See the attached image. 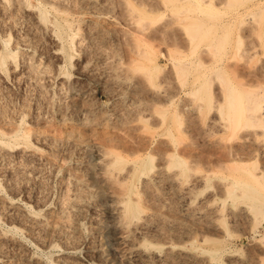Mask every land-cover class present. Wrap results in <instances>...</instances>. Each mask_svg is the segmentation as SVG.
<instances>
[{
    "label": "rangeland",
    "instance_id": "1",
    "mask_svg": "<svg viewBox=\"0 0 264 264\" xmlns=\"http://www.w3.org/2000/svg\"><path fill=\"white\" fill-rule=\"evenodd\" d=\"M212 2L0 0V264H264V0Z\"/></svg>",
    "mask_w": 264,
    "mask_h": 264
},
{
    "label": "bare ground",
    "instance_id": "2",
    "mask_svg": "<svg viewBox=\"0 0 264 264\" xmlns=\"http://www.w3.org/2000/svg\"><path fill=\"white\" fill-rule=\"evenodd\" d=\"M28 1V0H27ZM164 1H166L167 3L168 2H172L173 3V1H175V0H164ZM187 1V3L185 4V5H171V7H173V9L175 10V11H177L178 12V10H180V9H184V10H187L186 12H188L189 10L190 11H192V12H195L194 14L196 15V17L194 18V17H190L188 20H192V21H190L189 23H187L186 24V26L184 25V28H186V34H188L189 35V40H190V43L192 42L193 43V45L192 46H196V45H198V43L200 44V40L202 41L203 39H204V37H205V35H203V33L202 32H204V34L206 33V32H208L209 30H211V28L212 29H214V27H215V25H217L218 23V21H219V26H221V29L223 30L224 28H227V27H229L230 26V24L232 23L233 24V22H234V20H236L237 19V17L238 18H242L240 15H239V13H238V16L236 15L237 14V12H236V14H234L235 16H232L230 13H229V11H220L219 9H217V8H214V6H211V3H213L212 2V0H204V2H206L207 3V5H200L199 3H198V0H186ZM202 2H203V0H201ZM208 1H209V3H208ZM219 1V0H218ZM252 1H254V0H220V3L222 2H224L223 4H227L228 6H226V8L228 7V10L230 9V10H232V9H234V10H237V9H239L240 7H245V6H249L250 4H248V3H250V2H252ZM255 1H257V0H255ZM165 3V2H164ZM177 4V3H176ZM39 5H41V4H38V6ZM30 6L31 7H33V6H35V5H33V4H30ZM43 6V5H42ZM51 7H53V5H51ZM54 8L58 11V9H60V8H58L57 6L55 7L54 6ZM58 8V9H57ZM249 8V7H248ZM172 9V10H173ZM234 10H232V11H234ZM39 11V10H38ZM45 9H44V7H42V9L40 10V13H39V18H40V21L41 20H43V21H46V15H45ZM62 11H63V9H62ZM139 11V10H138ZM231 11V12H232ZM182 12V11H181ZM184 12V11H183ZM221 14L220 15V17L219 18H217L218 17V15H219V13ZM238 12H240L239 10H238ZM139 13H140V16L141 17H147L148 15H146L145 13L146 12H143V11H139ZM235 13V12H234ZM148 14V13H147ZM257 15V16H256ZM255 16L256 17H259V16H261V13H257ZM138 17H139V15H138ZM140 17V18H141ZM194 18V19H193ZM223 18V19H222ZM220 19V20H219ZM221 19H222V21H221ZM66 21V20H65ZM220 21H221V23H220ZM55 23V22H54ZM60 23H58V25H57V22H56V26H58V28H59V25ZM232 26V25H231ZM57 28V35H58V38L59 37H61L62 35H59L60 33H58V29ZM206 31V32H205ZM72 34V33H71ZM74 34V33H73ZM70 35V34H69ZM238 35L239 34H237V38H236V41L238 42L239 40V38H238ZM67 36V35H66ZM72 35H71V38H69V39H72ZM62 38V37H61ZM9 39V38H8ZM8 39H6L5 41H3L4 42V44H5V46H4V52L3 53H1L0 54V66L4 63V60H5V58H12V59H14V57H15V52H11L8 48H7V41H8ZM60 39V38H59ZM70 42H72L71 40H70ZM71 45V44H70ZM199 46V45H198ZM69 48H71V47H69ZM193 48V47H192ZM61 50H62V52H65L66 53V56L68 57V59L72 56V53L70 54L69 53V51L65 48V46L64 47H62V48H60ZM72 49V48H71ZM195 49V48H194ZM152 53V52H151ZM149 54L148 53V55L146 54L145 56H146V60H145V57H144V60L146 61V62H148L150 65H147L146 63H144V64H146L147 66H151V65H154V66H156V63H155V58H154V56H153V54ZM144 56V55H143ZM65 57V56H64ZM176 59V58H175ZM178 59V58H177ZM178 61V60H177ZM191 61V60H190ZM180 61H178V63H176L175 64V68H177V72H179V74H180V77L182 76H184L185 75V73H187L188 71L187 70H189V65H185L184 67H183V65L182 66H180V64L181 63H179ZM190 63V62H189ZM145 65V66H146ZM139 66V65H138ZM143 66V65H142ZM140 67V66H139ZM153 67V66H152ZM141 68V67H140ZM216 69V71L214 72V75L220 80V82L221 83H223V85L225 84L226 86H228L227 84V78L224 76V74H223V71L221 70V67L219 68H215ZM208 80V81H207ZM227 80V81H226ZM204 81V80H203ZM203 87V88H202ZM201 88L202 89H207L208 87H210V81H209V79H206L205 80V82L203 83V86H202ZM228 89H226V90H230V88L229 87H227ZM15 128V127H14ZM15 130H16V128H15ZM2 135H5V134H7V132L4 134V133H1ZM8 135V134H7ZM15 136V135H14ZM27 135H26V133L24 134V133H21V134H17L14 138H13V140L12 141H10L11 140V137H10V140L8 139L7 140V143H6V141H2V139L0 138V140L2 141H0L1 143H3V144H6L9 148H13V147H15L17 144H19V143H27V142H25V140H27V137H26ZM6 145H4V146H6ZM246 184V183H245ZM247 185V184H246ZM246 188V187H245ZM253 198V197H252ZM255 198V197H254ZM259 201V200H258ZM261 201V200H260ZM262 202V201H261ZM260 202V203H261ZM256 206V205H255ZM256 209V211H258V212H260L262 209V207H259V205H257V207H255Z\"/></svg>",
    "mask_w": 264,
    "mask_h": 264
}]
</instances>
